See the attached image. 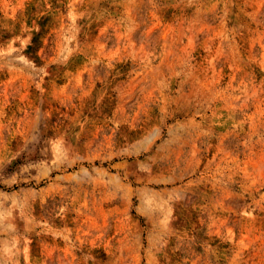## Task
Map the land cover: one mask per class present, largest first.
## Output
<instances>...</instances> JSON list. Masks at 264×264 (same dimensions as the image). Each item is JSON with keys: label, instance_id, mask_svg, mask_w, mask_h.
<instances>
[{"label": "rangeland", "instance_id": "1", "mask_svg": "<svg viewBox=\"0 0 264 264\" xmlns=\"http://www.w3.org/2000/svg\"><path fill=\"white\" fill-rule=\"evenodd\" d=\"M120 2L0 0V264H264V72L249 109L200 123L196 158L155 157L173 119L146 153L161 105L115 114L83 70Z\"/></svg>", "mask_w": 264, "mask_h": 264}, {"label": "bare ground", "instance_id": "2", "mask_svg": "<svg viewBox=\"0 0 264 264\" xmlns=\"http://www.w3.org/2000/svg\"><path fill=\"white\" fill-rule=\"evenodd\" d=\"M120 3L117 15L107 18L94 35V47L85 48L87 61L83 70L92 80L105 81L104 98L108 104L113 103L115 114L122 113L133 99L144 114L149 113L148 105H161L163 124L154 129L156 134L145 144L144 152L153 149L163 132L162 126L173 119L176 126L169 129L172 133L169 141H174V146L166 142L167 152L155 157L179 158L183 149H187L186 159L193 160L198 154L197 141L202 136L208 137L212 129L210 124L202 130L203 120L228 104L250 108L257 86L256 71L264 72V0H122ZM145 9L147 15L143 13ZM163 64L170 68L168 78L161 72ZM100 66L105 69L104 74L100 69L96 72ZM259 100L255 105L259 118L251 117L249 135L264 130L261 121L264 110ZM59 144L60 141L55 145L58 149Z\"/></svg>", "mask_w": 264, "mask_h": 264}]
</instances>
